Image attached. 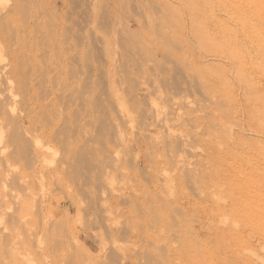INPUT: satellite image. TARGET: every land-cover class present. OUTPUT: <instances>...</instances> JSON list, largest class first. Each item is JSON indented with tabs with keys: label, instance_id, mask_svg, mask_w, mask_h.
<instances>
[{
	"label": "rangeland",
	"instance_id": "374dc122",
	"mask_svg": "<svg viewBox=\"0 0 264 264\" xmlns=\"http://www.w3.org/2000/svg\"><path fill=\"white\" fill-rule=\"evenodd\" d=\"M170 4L0 0V264H264V120Z\"/></svg>",
	"mask_w": 264,
	"mask_h": 264
},
{
	"label": "bare ground",
	"instance_id": "6f19581e",
	"mask_svg": "<svg viewBox=\"0 0 264 264\" xmlns=\"http://www.w3.org/2000/svg\"><path fill=\"white\" fill-rule=\"evenodd\" d=\"M174 1L179 4L174 6L171 5L172 3L170 4L172 16L177 25L180 27L183 26L181 19L185 17V15L182 16L183 11H185L188 18H186L188 20V24H184L186 25L188 32H190L197 40L204 41L207 49L211 51H217V54L221 53L222 56L224 55L225 57L232 59L233 63L235 64L234 66L237 78L245 85L246 89L248 90L244 92L245 95L243 96V99L245 100L246 106L248 107L249 115L251 113L257 112V116H260L261 119L264 120V62L260 65L257 64L255 68L248 73V70H246V66L244 65L246 64L245 59L247 58L245 54H243V45L246 44L245 46H247V43H243L242 45V42L244 41H250V43H263L260 47V50L262 51L264 57V7H260L261 5L259 4V6L257 4L259 0ZM217 10L227 12L229 14L230 20L228 21L219 18V16H217ZM211 22L214 24L213 29L210 26ZM252 49L255 48L252 46ZM253 62L255 63V61ZM226 71V67H223L221 64L218 69H209L206 73V76L212 81L218 82ZM227 73H229V70ZM235 87L236 86H231V89L229 88L231 96L233 93L236 96ZM240 99L241 101L243 100L242 98ZM250 117L253 119V115ZM260 130H262V128ZM252 225L254 224L252 223ZM214 245L215 244L213 243L211 247ZM213 256H215V259H219L217 254H208L205 256L207 261L206 264L214 260Z\"/></svg>",
	"mask_w": 264,
	"mask_h": 264
}]
</instances>
